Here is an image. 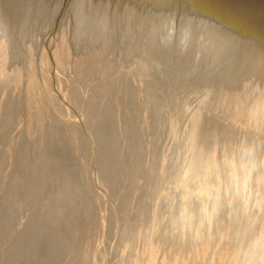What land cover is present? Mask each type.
<instances>
[{"label": "water", "instance_id": "water-1", "mask_svg": "<svg viewBox=\"0 0 264 264\" xmlns=\"http://www.w3.org/2000/svg\"><path fill=\"white\" fill-rule=\"evenodd\" d=\"M71 39L102 59L112 58V75L119 72L112 95L116 98L117 88L127 84L131 100L127 109L135 119L146 113V148L150 150L155 143V136L152 140L148 137L149 128L158 130V126H152V114L160 117L165 139L169 135L173 139L169 141L173 151L167 162L177 149L191 159L189 142L195 144L194 136L199 131V142L211 146L206 156H214L215 149V156L220 152L219 162L227 168L223 179H227V172L230 185L240 192V211L247 213L252 188L264 196V0H0V154L2 151L6 159L0 175L21 152L30 165L39 170L47 168L48 177H55L53 182L64 183L57 180L61 177L67 181L69 172L73 173L63 164L69 163L67 156L78 140L87 145L95 167V150L83 115L92 109L87 119L93 128L100 104L87 107L91 102L79 99L75 92L74 108L57 82L60 71L53 54L54 43ZM42 53L47 54L51 64L50 92L63 108H55L43 91L39 100L44 118L51 121V130L47 124L42 130L36 129V122L27 130L26 89L43 66ZM167 63L176 67V84H169L171 92L180 85L182 99L178 107L169 97L167 107L160 108V103L157 110L154 107L158 103L150 92L157 84L163 90L168 86L162 84L165 78L161 79L164 76L160 71ZM107 72L102 77H107ZM39 88L43 90L41 85ZM138 91L144 96L141 102L135 98ZM125 109L123 106L119 120L126 125ZM114 112L117 128L119 121ZM33 114L36 116L35 111ZM172 118L177 121L171 124L170 133L166 127ZM99 127L96 121L93 137L98 143ZM136 131L141 135L137 126ZM137 140L136 147L142 149V139ZM146 148L142 152L147 153ZM53 150L62 154L59 160L52 157ZM252 164L255 168L243 173L246 165ZM186 173L184 183H193V176ZM16 183L23 180L17 178ZM61 187L68 188L65 183ZM27 195L18 196L17 206H22Z\"/></svg>", "mask_w": 264, "mask_h": 264}, {"label": "rangeland", "instance_id": "rangeland-1", "mask_svg": "<svg viewBox=\"0 0 264 264\" xmlns=\"http://www.w3.org/2000/svg\"><path fill=\"white\" fill-rule=\"evenodd\" d=\"M54 45L53 54L57 71H60L59 74L57 73V82L59 88L62 87L60 89L63 94L70 97H68L70 104L75 108L73 103L75 92L78 93L79 99L84 98L85 102H91L86 105L87 107L100 104L98 109L100 112L98 111L94 118L93 128L90 127L87 119L92 109L86 110L83 115L91 141H94L96 158L98 157L95 159L96 174L93 155L87 145L79 140L75 142L74 151L67 156L69 163L63 164V167H71L74 174L69 172L67 181L56 177L60 179L57 180L58 182H64L69 189L66 187L62 189L61 185L64 183L53 182L55 177H48L47 168L39 170L37 166L27 163L25 155L21 152L17 153L16 157L13 156L14 160L10 162V168L0 175V264H257L261 233L264 232V196L260 191L256 187L252 188L246 215L244 211L243 213L240 211V192L234 186L227 184L230 214L224 209V216L216 215L213 218L209 243L204 226L193 232L189 229L187 222L174 225L172 214L175 193L185 190L184 175L191 159H188L182 150L177 149L173 152L174 154H171L173 155L171 162H167L169 154L173 151L169 141L172 142L173 139L171 135L165 139L163 125L158 126V130L154 126L153 128L156 129L154 132L149 128L148 134L150 140L155 135H159L157 143L160 147L159 153L152 152L151 145L150 150L146 148L149 146L146 143L147 140L141 138L145 137L143 127L146 125V113L144 116L140 115V119H135L131 111H127L129 110L127 107L131 105L127 84L123 88V84L117 88L116 98L112 95L119 72L112 75L111 57L102 59L95 52L78 47L76 40L72 39L69 42L55 41ZM40 59H44L40 62L43 66L38 70V76H32V82L26 89L28 106L25 129L27 130L31 129L34 122L37 125L36 129L42 130L47 124L48 130H51V121L44 118L42 103L38 99V95L43 91L46 96L48 94L50 101L54 100L52 103L55 104V108L62 107L58 105L60 102L56 96L50 92L52 88L48 73L51 70V64L48 62L47 54L42 53ZM106 70L110 73L107 72V77L104 78L102 76ZM160 71L164 76L161 79L165 78L162 84H168V86L163 90L157 84V87H154L157 91L152 90L151 96L154 97L157 105L161 103L162 109L167 107L166 102L169 97L172 100L174 98L171 101L175 103V106L180 107L179 99L182 97L180 85L174 92L173 90L171 92L169 87V84H176L173 81V77L176 76L175 65L167 63L161 67ZM158 82L161 84V81ZM139 84H141L140 81ZM38 85H44L43 90L40 91ZM34 91L38 95L37 93L31 95ZM170 92L171 95H169ZM142 97H144L143 94L138 91L136 101L141 102ZM47 101L49 102L48 98ZM157 105L155 104L154 108L159 110ZM123 106L126 107L127 120H132L126 121V125L119 121ZM34 111L36 116L33 114ZM113 112L119 121L117 128L113 124ZM96 121H99L100 129L104 130L106 127V130H111V133L105 132L111 136L104 133L102 144H98L93 137ZM106 121H109L110 125L104 124ZM175 121L177 118L174 120L172 118L169 127H166L170 133L171 124ZM136 126H140L141 135L136 131L133 132L132 129H136ZM128 133L133 134L130 136L134 141L139 138L142 142L144 141L143 144L146 145H141V148L145 147L147 153L141 151V156L137 155L131 146L132 139L128 138ZM29 135L28 133L27 137H30ZM137 142L138 140L135 142L136 145ZM5 163L6 159L3 158L1 151L0 169ZM166 165L167 170L162 174ZM53 168L52 165L50 170L52 171ZM225 176H227L225 181L229 180L227 172ZM17 178L23 180V183L17 184ZM142 183L143 185H140ZM253 185L258 186L255 181ZM235 190L238 193L234 195ZM25 194H28V197L22 206H17L18 196ZM209 200L201 201L209 203ZM211 200L214 202L213 199ZM168 202L170 205L166 206ZM142 206L145 207L146 214L138 220L137 214ZM155 206L158 208H156L157 221L152 230L149 228L152 225V210ZM243 224H245L244 227ZM221 230L228 235L226 244L220 243L223 234ZM205 242L208 244L205 245ZM239 245L240 250L241 246L245 247L241 252H237ZM149 254H151L150 257H148Z\"/></svg>", "mask_w": 264, "mask_h": 264}, {"label": "bare ground", "instance_id": "bare-ground-1", "mask_svg": "<svg viewBox=\"0 0 264 264\" xmlns=\"http://www.w3.org/2000/svg\"><path fill=\"white\" fill-rule=\"evenodd\" d=\"M45 54V53H44ZM45 56V55H44ZM42 58V57H41ZM44 60V59H43ZM42 60V61H43ZM49 60V59H48ZM45 61H47L45 59ZM49 62V61H48ZM42 64V63H40ZM168 66V65H167ZM47 67V66H46ZM50 69V68H49ZM45 70V69H44ZM47 70V69H46ZM48 71V70H47ZM47 73V72H46ZM110 73V72H108ZM49 74V73H48ZM46 76V74H44ZM46 78V77H45ZM48 78V77H47ZM38 80V79H37ZM36 80V81H37ZM32 82V81H31ZM43 82V81H42ZM50 82V81H49ZM39 82H37L38 84ZM45 83V82H43ZM142 83V82H141ZM36 84V83H35ZM33 85V84H32ZM39 86V85H38ZM44 86V85H43ZM42 86V87H43ZM46 87V86H45ZM121 87V86H120ZM30 88V87H29ZM41 88V87H40ZM123 88V87H122ZM121 88V89H122ZM156 88V87H155ZM46 89V88H45ZM34 90V89H33ZM123 90V89H122ZM121 90V91H122ZM156 90V89H155ZM47 91V90H46ZM157 91V90H156ZM38 92V90H37ZM65 92V91H64ZM161 92V91H160ZM34 93V92H33ZM50 93V92H49ZM155 93V91H154ZM159 94V93H158ZM157 94V95H158ZM34 95V94H33ZM38 95V93H37ZM176 95V94H175ZM39 96V95H38ZM67 96V95H66ZM125 96V95H124ZM141 96V95H140ZM174 96V95H173ZM179 96V95H178ZM31 97V96H30ZM54 97V96H53ZM69 97V96H68ZM67 97V98H68ZM127 97V96H126ZM175 97V96H174ZM180 97V96H179ZM70 98V97H69ZM143 98V97H142ZM157 98V97H156ZM29 99V97H28ZM32 99V98H31ZM39 99V98H38ZM52 99V98H51ZM73 99V98H72ZM166 99V98H165ZM182 97L179 99L181 100ZM36 100V99H35ZM155 100V99H154ZM174 100V98H173ZM172 100V101H173ZM54 101V100H53ZM38 102V101H37ZM72 102V101H71ZM159 102V100H158ZM40 103V101H39ZM74 103V102H73ZM167 103V102H166ZM181 103V102H180ZM33 104V103H32ZM36 104V103H35ZM41 104V103H40ZM179 104V103H178ZM55 105V104H54ZM129 105V103H128ZM28 106V104H27ZM33 106V105H32ZM127 106V105H126ZM159 106V105H157ZM180 106V105H179ZM31 107V106H30ZM34 107V106H33ZM60 108V107H59ZM35 109V108H34ZM110 109V107H109ZM105 111V110H104ZM113 111V110H112ZM111 111V112H112ZM130 112V110H127ZM126 111V112H127ZM30 112V111H29ZM41 112V111H40ZM110 112V110H109ZM107 113V112H106ZM106 113L105 116H106ZM30 114V113H29ZM111 114V113H110ZM33 115V114H32ZM100 116V115H99ZM140 116V115H139ZM144 116V115H143ZM107 117V116H106ZM111 117V116H110ZM131 117V116H130ZM141 117V116H140ZM139 117V119H140ZM100 118V117H98ZM108 119V118H106ZM128 119V118H127ZM100 120V119H99ZM131 120V119H130ZM128 120V121H130ZM120 121V120H119ZM127 121V122H128ZM132 121V120H131ZM151 121H152V126H161L159 124V116H156V115H151ZM28 122V121H27ZM139 122H142L139 120ZM96 123V122H95ZM119 123V122H118ZM144 123V121H143ZM142 123V124H143ZM146 123V122H145ZM171 123V122H170ZM103 124V123H102ZM107 125V124H106ZM145 126V125H144ZM121 127V126H120ZM125 127V126H124ZM140 127V126H139ZM169 127V126H168ZM126 128V127H125ZM145 128V127H143ZM119 130H121L119 128ZM133 132L136 131V129H132ZM142 130V129H141ZM169 130V129H168ZM105 132H108V133H111V130L110 129H107L106 130V127L104 130L100 129L99 128V135L101 138H99V143L102 144L104 143V133ZM129 132V131H128ZM108 133H105L106 135H109L111 136L110 134ZM127 133V132H126ZM124 133V134H126ZM135 133V132H134ZM137 133V131H136ZM199 133V131H198ZM197 133V135H198ZM129 134V133H128ZM127 134V135H128ZM142 134V133H141ZM122 135V134H121ZM133 134H129V137L128 138H131V136ZM136 135V134H135ZM196 135V134H195ZM197 135L194 136V142L195 144H192L191 142H189V145L190 147L192 148V157H191V160H190V164H189V167H188V170H187V173L186 175L188 176H193V183H190L188 182L186 187H185V190L181 193L177 192L175 193V205H174V208H173V214H172V223H174V225H177V224H181L182 222H184L183 224H185V222H187L188 226H189V229L193 232H196L199 227L201 226H204L205 230L204 232H207L205 234V236L208 238V243L209 241L211 240V237L209 235V232H211V228H212V220L213 218L216 216V215H225L223 212H224V209H226L225 211H229L230 210V206H229V201L228 200V191H227V184H230L231 182L230 181H225L223 178V173L224 171L227 170V168L221 164L219 161L222 159L220 158V152L218 154V157L215 156L217 154V150L214 148H212V150L215 151V154L214 156L211 157H207L206 156V151H209L208 148H210L211 146H207V142H204V143H201L199 142V139L197 138ZM144 136V134H143ZM156 137L154 138V142L153 145H152V148L151 150H153L152 152H155L156 153H159L158 151H160V147L158 146V138H159V135H155ZM125 137V136H124ZM136 137V136H135ZM142 138V137H141ZM196 138H197V142H196ZM30 139V138H29ZM144 139V137H143ZM192 139V137L190 138V140ZM221 141H225L223 137L220 138ZM229 140V138H227ZM80 141V140H79ZM137 141V140H136ZM133 139L131 141V146H133L134 150L137 152V155L139 156L142 149H140V147H136V144ZM78 142V141H77ZM94 142V141H93ZM144 142V141H143ZM98 143V144H99ZM188 143V142H187ZM83 144V143H82ZM130 144V142H129ZM145 144V143H144ZM149 144V143H148ZM79 145V144H78ZM95 145V143H94ZM146 145V144H145ZM98 146V145H97ZM144 146V145H143ZM197 146V148H195ZM81 147V146H80ZM94 147V146H93ZM224 147V146H223ZM76 148V147H75ZM79 148V147H78ZM95 148V147H94ZM127 148H128V145H127ZM148 149V148H147ZM146 149V151H147ZM84 150V149H83ZM98 150V149H97ZM96 150V151H97ZM211 150V151H212ZM224 152V150H222ZM146 153V152H145ZM75 154V153H73ZM153 154V153H152ZM79 155V154H78ZM149 155V154H148ZM62 154H60V152H57L55 153V151L53 150L52 152V157H54L55 160H59L61 158ZM84 156V155H82ZM81 156V157H82ZM98 156V155H97ZM146 156V155H145ZM153 156V155H152ZM155 157V156H154ZM165 157V160H166V155L164 156ZM222 157V156H221ZM78 158V156H77ZM98 158V157H97ZM96 158V159H97ZM82 159V158H81ZM80 159V160H81ZM84 159V158H83ZM82 159V160H83ZM142 159V158H141ZM149 159V157H148ZM154 160V159H153ZM223 161V160H222ZM74 162V161H73ZM83 162V161H81ZM152 162V161H151ZM154 162V161H153ZM152 162V163H153ZM171 162V161H170ZM72 163V162H71ZM84 163V162H83ZM155 163V162H154ZM77 164V163H76ZM80 164V162H79ZM68 165V164H67ZM85 164H83L84 166ZM170 165V164H169ZM241 165V164H240ZM239 165V166H240ZM72 166V165H71ZM87 166V164L85 165ZM242 168H243V165H241ZM248 168L247 169H243V173L245 172H248L250 170H253V168H255V164H252L251 167H249V165H246ZM151 168V167H150ZM232 168V167H230ZM241 169V167H239ZM167 170V166L163 168L162 170V174L165 173V171ZM233 171H235L236 169H234V167L232 168ZM149 172V171H148ZM150 173V172H149ZM232 173V171H231ZM150 175V174H149ZM147 176V175H146ZM148 179V178H147ZM142 180V179H141ZM144 180V179H143ZM140 185H143L140 184ZM231 186V185H230ZM180 187V185H179ZM184 187V186H183ZM142 195V194H141ZM147 195V194H146ZM145 195V196H146ZM139 195H137L138 197ZM143 197V195H142ZM173 197V196H172ZM140 198V197H139ZM163 198V197H162ZM169 198V197H168ZM173 198V199H174ZM137 199V198H136ZM205 199H210L209 200V203L206 201L205 203H203L202 201L205 200ZM213 199L214 202L211 200ZM145 200V198H144ZM165 200V199H164ZM168 200V199H167ZM172 200V199H171ZM202 200V201H201ZM141 201V200H140ZM173 201V200H172ZM143 202V201H142ZM171 202V201H170ZM137 203V202H136ZM135 203V205H136ZM139 204H141L140 202H138ZM137 203V204H138ZM159 203V202H158ZM165 203V202H163ZM169 203V202H168ZM157 205V204H156ZM159 205V204H158ZM157 205V206H158ZM163 205V204H161ZM167 205H170L169 204H166ZM157 206H155V208L152 210V222H151V228L149 229H152L155 227L156 225V221H157V212H156V208ZM172 206V205H171ZM243 206V205H242ZM149 207V206H148ZM147 207V208H148ZM161 207V206H159ZM165 207V206H164ZM170 207V206H169ZM171 208V207H170ZM134 209V208H133ZM158 209V208H157ZM163 209V208H162ZM169 209V208H168ZM135 210V209H134ZM149 210V208H148ZM165 210V209H164ZM159 211V210H157ZM166 211V210H165ZM170 212V210H168ZM166 211V212H168ZM150 212H151V209H150ZM164 212V211H163ZM160 213V211H159ZM162 213V211H161ZM146 214V209L145 207H140L139 211H138V214H137V219L138 220H141V218L144 217V215ZM229 214H230V211H229ZM163 215H165V213H163ZM171 215V214H170ZM264 215V214H263ZM160 216V215H159ZM160 220V219H159ZM159 222V221H158ZM263 222H264V216H263ZM159 224V223H158ZM245 226V224H243V227ZM142 227V226H141ZM223 231V234L221 236V241L220 243H225L227 242V234L224 232V230H221ZM151 235V234H150ZM153 240V239H152ZM208 243H204L205 245H207ZM151 244H152V241H151ZM244 244H246L244 242ZM260 248H259V253L257 255V264H264V232L261 233V241H260ZM245 247L241 246V250H240V245L238 246V249H237V252H241L244 250ZM151 253V251H150ZM151 254L148 255V257H150ZM124 264V263H123Z\"/></svg>", "mask_w": 264, "mask_h": 264}]
</instances>
